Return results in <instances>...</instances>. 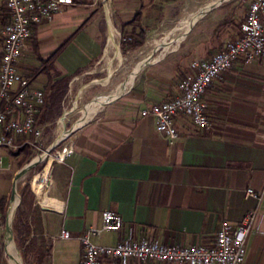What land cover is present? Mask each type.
Listing matches in <instances>:
<instances>
[{"label":"crops","instance_id":"1","mask_svg":"<svg viewBox=\"0 0 264 264\" xmlns=\"http://www.w3.org/2000/svg\"><path fill=\"white\" fill-rule=\"evenodd\" d=\"M219 1L194 6V0H122L107 9L97 0H74L72 7L37 27L18 70L28 79L41 65L38 56L48 60L58 53L56 70L62 77L73 76L67 97L73 98L77 108L89 90L81 87L72 95L77 72L87 71L103 52L104 58L107 53H120L123 32L146 34L140 50L149 39L157 40L160 29L182 9L189 10L174 29L165 28L164 32L169 31L171 42L176 31L185 30L184 55L164 65L166 49L154 57L162 47L155 44L152 53H143L147 59L132 74L134 81L115 91L121 95L109 97L113 92L105 96L108 98L100 109L96 106L104 98L91 103L96 104L88 109L86 120L71 140L73 152L53 164L41 204L35 197L36 209L28 217L29 239L37 241V250L25 264H83L80 238L86 230L102 226L107 210L120 214L124 226L120 232L93 237L98 245L113 246L132 238L173 246H212L225 222L239 225L256 210L245 264H264V63L239 60L213 82L204 98L210 121L206 130L180 117L176 120L180 136L171 142L158 133L154 117L141 115L142 110L178 94V82L191 61L209 59L227 42L242 36L247 13L243 18L236 15L228 0L187 31L200 10ZM193 15L194 20L181 27L182 21ZM262 22L264 28V12ZM110 25L118 32L117 49L112 51H108ZM3 47L0 37V60ZM28 81L43 90L48 74L44 71ZM69 114L64 109L62 118ZM8 150L5 158L0 156V170L7 158L13 186L14 174L21 169L14 171L16 161ZM248 188L263 195L260 203L246 197ZM64 232L70 238H63ZM17 258L11 255L10 264H19ZM129 264L176 263L134 260Z\"/></svg>","mask_w":264,"mask_h":264},{"label":"built area","instance_id":"2","mask_svg":"<svg viewBox=\"0 0 264 264\" xmlns=\"http://www.w3.org/2000/svg\"><path fill=\"white\" fill-rule=\"evenodd\" d=\"M100 1L108 9L114 2L122 0ZM74 4V0H0V37L4 40L0 60V148L16 150L29 145L39 153L35 159L46 152L44 128L37 125L45 94L43 90L33 87L19 72L18 63L34 28L51 22L56 15ZM263 12L264 0L251 1L242 25V36L227 42L209 59L191 61L188 72L178 82V94L142 110V117H154L158 133L171 142L180 136L176 126V120L180 117L189 119L199 129H208L210 121L204 98L213 82L232 69L239 60L246 64L264 63ZM19 141L22 142L19 144ZM53 150L41 162L47 161L46 169L34 176L30 183L38 204H41L48 188L53 164L63 161L73 152L71 142L61 152L53 153ZM246 197L255 198L260 203L263 195L248 188ZM257 214L256 210L250 212L239 225L225 222L212 246H173L155 240L132 238H126L113 246L98 245L93 242V237L104 232H120L124 226L120 214L107 210L102 215V226L86 230L80 238L83 264H102L104 261L129 264L134 260L176 264H245L247 239L255 228ZM62 237L68 239L70 234L64 232Z\"/></svg>","mask_w":264,"mask_h":264},{"label":"rangeland","instance_id":"3","mask_svg":"<svg viewBox=\"0 0 264 264\" xmlns=\"http://www.w3.org/2000/svg\"><path fill=\"white\" fill-rule=\"evenodd\" d=\"M96 1V0H95ZM253 0H228L226 3L233 4L234 12L236 15L240 17H244L245 14L248 12V7L250 2ZM98 3L102 2L100 0H97ZM212 4L213 0L208 1H200V0H194V6H198L200 4ZM191 2H189L190 4ZM188 4V5H189ZM186 8V7H185ZM185 8L182 9V13H179L175 19L164 25L159 33V36L157 40L155 38L149 39L146 45L137 51H130L128 53H123L121 46L119 44V50L120 53L117 54V56H113L112 54V61H111V69H109L108 62L104 58V52L102 56L100 57L99 61L92 64L87 71L84 73L76 76L78 79L74 83L73 86V96L77 93V91L83 87L88 88V94L84 97L81 104L78 105L77 108H74L73 106V98L65 97L64 102L62 104V115L59 119L56 120V123L54 124H46L42 126L44 128V137H43V143L46 146L47 150L60 136V123L62 121V116L64 113V109H66L70 114L65 118V129L68 132L67 136L62 139V141L59 143V145L53 150V153L61 152L65 147L70 145V142L73 138V134L70 135V132L78 125V123L81 122L83 119V116L86 114L88 109L92 107L91 104L94 101H98L103 99L105 96L109 95L110 93H113L117 91L122 84L126 83L128 80L132 79L134 71L138 70L137 68L140 67L144 60H146V56L143 53H150L155 47L157 46L161 47L157 50V52L154 53V57H157L163 52H165V49L167 48L166 43L170 40L167 39L168 32L175 28L178 21L184 16L185 12H189V10L185 11ZM165 28H169V31H166L167 34H164ZM180 45V46H179ZM164 46V47H163ZM166 47V48H165ZM187 49V38L183 39L181 43L176 44L173 48H171L169 51L166 50L167 55L163 58V64L164 65H170V61L174 57V59L178 56H182L186 53ZM168 51V52H167ZM152 53V52H151ZM41 64V63H40ZM51 74H54L53 72ZM108 79L107 83L104 84V81ZM73 79L70 80L68 84V89H70L71 82ZM69 92V90H68ZM68 94V93H67ZM94 99V100H93ZM93 100V101H92ZM98 103V102H97ZM86 120V119H85ZM84 120V121H85ZM18 149L14 150H8L10 153V156H12L15 161V167L14 171H17L19 168L18 163L22 159L23 155L15 156ZM32 149V148H31ZM33 157L30 159L29 163L32 162L37 156L38 152L32 149ZM6 154V149L0 148V156H3L4 158ZM14 155V156H13ZM28 163V164H29ZM47 166V161H44L43 163L39 164L35 169L30 171L28 174H26L22 179L18 182V190L20 189L21 185L23 183L30 184L33 180V177L41 174ZM8 168V162L7 158L5 159V168L0 170V264H10L11 255L9 252V246L15 248V243L12 240L6 241L7 235H6V223L8 220V216L10 215V208H11V197H12V183H10L9 178L10 172L7 170ZM18 173V171H17ZM14 174L15 175L17 174ZM31 187V185H30ZM32 189V188H31ZM33 192V191H32ZM20 194V192H19ZM19 209V207H18ZM18 209L16 211V214L18 212ZM15 214V217H16ZM15 251L17 254H19L21 257V252L18 251L17 247L15 248ZM18 262H19V258ZM22 262L25 264V260L22 257Z\"/></svg>","mask_w":264,"mask_h":264},{"label":"trees","instance_id":"4","mask_svg":"<svg viewBox=\"0 0 264 264\" xmlns=\"http://www.w3.org/2000/svg\"><path fill=\"white\" fill-rule=\"evenodd\" d=\"M37 27L34 28V33ZM145 42L146 34L144 32H140L138 34L123 32L121 40V49L123 53L126 54L130 51H134L141 48L145 44ZM57 56L58 53H55L48 60H43L40 58V56H38L41 65L38 68H35L33 70V73L28 76V79L32 81L35 77H37L40 73L44 71H46V73L48 74V81L43 89L45 94V103L40 108L39 114L37 116V125L41 127L46 124H54L56 123V120L61 117L62 104L69 90L68 84L73 78V76L62 77V74L56 70L55 64ZM52 72L54 74H51ZM82 72L83 70L77 72L76 75H79ZM21 142L22 141H19V144ZM19 155H23L22 159L19 162V169H22L26 164L29 163L30 159H32L33 157L31 147L29 145L23 146L15 154V156ZM19 192L21 195V204L14 219L13 229L16 245L20 250L21 255L26 263L28 258L33 253H36L37 250V241L35 239H29L31 235V229L28 217L29 213L35 211L36 202L35 195L32 192L30 184H28L27 182L21 185Z\"/></svg>","mask_w":264,"mask_h":264},{"label":"bare ground","instance_id":"5","mask_svg":"<svg viewBox=\"0 0 264 264\" xmlns=\"http://www.w3.org/2000/svg\"><path fill=\"white\" fill-rule=\"evenodd\" d=\"M198 15H199V14H198ZM198 15H197V16H198ZM194 18H195V15H193V16L187 18V19H184V20L182 21V26H181V27H185V26L189 25V24L194 20ZM189 28H190V27L187 28V31L189 30ZM184 35H185V30H184V29L176 31V32L173 34L172 38H171V42L167 45L166 50L169 51L172 47H174L175 44L179 43V42L181 41V39L184 37ZM117 36H118V32L116 31V29H115L112 25H110V37H109L110 44H109V47H108V51H112L113 47L116 48V46H117V45H116V39H117ZM116 49H117V48H116ZM112 54H114L113 56H117L118 53H107V55H106V57H105V60H107L106 63L108 62L109 69H111V61H112V57H111V56H112ZM140 67H141V66H140ZM137 71H139V68H138ZM132 77H133L132 80H131V79L128 80V81H127L124 85H122L121 87H126V86H128V85L131 83V81H134V77H135V76L133 75ZM107 81H108V79H106V80L104 81V83H107ZM118 92H119V91H118ZM118 92H117V93L114 92V93L111 94V95L109 94V95H110L109 97L112 98V97L119 96V95L122 94V93H119V94H118ZM107 98H108V97H107ZM107 98H104V100L96 106V109H100V107L103 106V105L106 103ZM95 104H96V103H94L93 106H95ZM87 115H88V113L84 116L85 118H83V119L81 120V122L78 123V125H77L76 127H74V129L79 128V125H81V124L84 122V120L87 118ZM59 130H60V132H61V134H60V136H59V139L65 137V136L67 135V133H68V132L66 131V129H65V120H64V119H62V121H61V123H60V129H59ZM18 204H19V196L16 195V196L13 198V200H12L11 211H10L11 213H10V215H9V217H10L11 219L13 218V216H14V214H15V212H16V209H17V207H18ZM15 248H16V246H15ZM15 248L9 246V252H10V255L17 256V257L19 258V264H23V262H22V258H21V256H20L19 254L16 253Z\"/></svg>","mask_w":264,"mask_h":264},{"label":"water","instance_id":"6","mask_svg":"<svg viewBox=\"0 0 264 264\" xmlns=\"http://www.w3.org/2000/svg\"><path fill=\"white\" fill-rule=\"evenodd\" d=\"M224 1L226 0H220L219 2L211 5L209 8L206 9H202L199 11V15L197 16V18L191 23V26L188 30V32L193 28V26L197 23V21L204 15L206 14L208 11L212 10L213 8L217 7L218 5L222 4ZM187 32V33H188ZM186 37V35H184V38ZM146 64V63H145ZM144 64V65H145ZM76 129H73L70 133L75 132ZM62 139V138H61ZM61 139H57L47 150L46 152L42 155L39 156L37 159L33 160L32 162H30L29 164H26L20 171H18V173L15 175L14 181H13V189H12V197H11V201L13 200V198L18 195L19 196V204L18 207L21 204V195L19 194V190H18V182L20 179H22L26 174H28L30 171H32L33 169H35L42 161L45 157H47L51 151L60 143ZM17 207V209H18ZM16 209V211H17ZM16 214V212H15ZM15 214L13 216V218L11 219L8 216V220L6 223V241L8 240H12L14 241V229H13V223H14V219H15ZM22 258V257H21Z\"/></svg>","mask_w":264,"mask_h":264}]
</instances>
